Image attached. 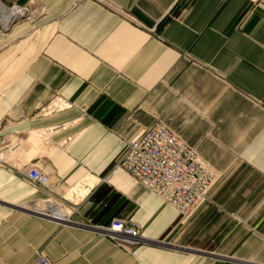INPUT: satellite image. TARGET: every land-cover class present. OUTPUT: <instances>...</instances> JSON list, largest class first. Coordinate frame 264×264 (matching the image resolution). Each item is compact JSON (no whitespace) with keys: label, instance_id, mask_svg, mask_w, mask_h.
I'll return each mask as SVG.
<instances>
[{"label":"crops","instance_id":"crops-1","mask_svg":"<svg viewBox=\"0 0 264 264\" xmlns=\"http://www.w3.org/2000/svg\"><path fill=\"white\" fill-rule=\"evenodd\" d=\"M2 9L0 264H264V0ZM156 124L215 178L183 218L116 169ZM115 219L138 224V246L106 236Z\"/></svg>","mask_w":264,"mask_h":264},{"label":"built area","instance_id":"built-area-1","mask_svg":"<svg viewBox=\"0 0 264 264\" xmlns=\"http://www.w3.org/2000/svg\"><path fill=\"white\" fill-rule=\"evenodd\" d=\"M116 169L173 208L181 218L207 197L215 182L214 175L200 162L194 150L160 124L137 130L124 141ZM25 180L36 190L48 188L47 176L35 167L28 169ZM102 231L125 251L140 244L138 224L115 219ZM35 264L52 263L38 254Z\"/></svg>","mask_w":264,"mask_h":264},{"label":"bare ground","instance_id":"bare-ground-1","mask_svg":"<svg viewBox=\"0 0 264 264\" xmlns=\"http://www.w3.org/2000/svg\"><path fill=\"white\" fill-rule=\"evenodd\" d=\"M8 12H11V15L14 14V12H13V11H10V10H8V11H7V10H3V9L0 10V14H2V15L5 14V16L7 15ZM3 25L6 27V26L8 25V23H7V22H6L5 24L3 23ZM73 189H74V188H73ZM71 191H72V190H71ZM75 191H76V190H73V191H72V194H74ZM68 198H69V199L71 198V194L68 195ZM72 201H73V200H72ZM54 209L57 210V211L53 210V214H54L56 217H58V219L61 218V217L63 216V213L60 212V211L58 212V209H56V207H54Z\"/></svg>","mask_w":264,"mask_h":264}]
</instances>
